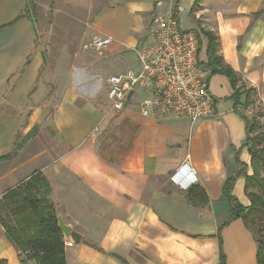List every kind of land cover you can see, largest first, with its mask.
Returning <instances> with one entry per match:
<instances>
[{"label": "crops", "instance_id": "1", "mask_svg": "<svg viewBox=\"0 0 264 264\" xmlns=\"http://www.w3.org/2000/svg\"><path fill=\"white\" fill-rule=\"evenodd\" d=\"M28 2L0 0V155L33 132L0 162V198L34 172L46 178L57 217L79 236L73 243L62 235L65 264H218L220 227L225 264H256L253 233L241 219L226 223L230 203L221 189L239 163L252 172L239 114L260 110L264 129V0H199L192 10L194 0H178L195 20L185 29L212 31L223 63L251 94L249 110L237 114L228 78L211 75L216 112L196 121L141 115L138 103L149 96L142 91L116 112L106 96V78L130 68L120 65L124 54L174 0L54 13L73 21L56 31L39 29L35 13L17 18ZM98 36L112 38L101 52L89 46ZM202 48L205 63L203 39ZM177 171L183 183L171 178ZM244 182L236 176L231 194L246 206ZM196 187L206 199L193 203ZM0 259L21 264L1 223Z\"/></svg>", "mask_w": 264, "mask_h": 264}, {"label": "trees", "instance_id": "2", "mask_svg": "<svg viewBox=\"0 0 264 264\" xmlns=\"http://www.w3.org/2000/svg\"><path fill=\"white\" fill-rule=\"evenodd\" d=\"M177 2L178 0H174L175 5ZM198 2L199 0H194L191 10ZM34 8L33 3L28 2L23 13L17 18L29 17L31 13L34 14ZM201 31L206 37L204 66L210 69L211 75L222 74L228 78L233 89L229 98L233 101V111L239 114L240 107L244 108L251 103L250 91L238 84L239 79L235 72L223 63L222 57L218 54L217 36L209 30L201 29ZM239 115L245 123L246 138L243 147H247L250 154L252 172L248 175L246 165L239 163L240 169L224 181L221 197L230 203L229 218L226 223L234 219L242 220L245 227L252 231L257 244L256 264H264V179L260 177V171L264 168V145L258 149L264 140V132L260 131L261 125L253 117ZM32 133L29 132L15 145L12 152L0 155V162L11 157ZM239 175H243L245 180L244 191L249 200L246 206L231 194L234 180ZM251 188H256L258 193L250 191ZM49 194L50 185L46 178L40 172H34L0 198V223L5 229L7 238L18 251L21 264H26L30 260L35 264H65L64 242ZM188 198L193 203L206 199L203 190L199 187L192 189ZM219 231L218 264H225ZM0 264H5V260L0 259Z\"/></svg>", "mask_w": 264, "mask_h": 264}, {"label": "built area", "instance_id": "3", "mask_svg": "<svg viewBox=\"0 0 264 264\" xmlns=\"http://www.w3.org/2000/svg\"><path fill=\"white\" fill-rule=\"evenodd\" d=\"M183 11V6L177 3L163 14H154L145 38L134 49L138 68H127L123 73L106 78L110 110H122L138 91H142L149 95L138 103L143 116H172L196 121L215 115V100L209 91L211 71L200 59V32L180 25L178 13ZM111 41L110 36H98L89 46L101 52ZM176 175H181L180 171L171 178L183 183Z\"/></svg>", "mask_w": 264, "mask_h": 264}, {"label": "rangeland", "instance_id": "4", "mask_svg": "<svg viewBox=\"0 0 264 264\" xmlns=\"http://www.w3.org/2000/svg\"><path fill=\"white\" fill-rule=\"evenodd\" d=\"M122 1H124V0H79L78 2H74L72 4H64V3L59 2V0H34V3H33V5L35 6L34 17L36 19V22L38 21V28L39 29L46 27L45 29L49 30V29L54 28L56 31V29H58L62 25L73 26V21L72 20H59L56 17H54V13L59 14V12H69L70 11V12H74L80 16H83L87 12L94 14V13H96V11H99L103 7L115 6L117 4V2H122ZM164 8H165V6H164ZM164 8H163V10H164ZM163 10H162V12H163ZM162 12H159V13H162ZM179 15H180V22H181L182 27L191 28L192 26H194L195 20L193 19V17L190 15L189 12L185 11ZM77 22L78 21H74V23H77ZM201 29H204V28H201ZM204 30H206V29H204ZM199 32H200V36H201V41H202V39L206 40V37L202 33V31H199ZM55 34H56V32H55ZM54 38H55V40H58L57 36H55ZM54 45L56 47L57 43H55ZM203 46H204V44H203ZM55 47L53 46L54 52L56 49ZM51 53L56 55V53H53V52H51ZM124 55H125V58L122 59L123 62H120V65H122L123 67L125 65H129L130 68L136 69L138 67V62H137V57H136L135 51L134 50L128 51ZM200 58H202V59L204 58L203 48H202L201 53H200ZM245 108L247 109L248 107L246 106ZM247 110H249V109H247ZM260 112H261L260 110H256V111L254 110L253 113H255V116L253 117V115H250L249 118L253 117L256 121H258L260 123V120H259ZM260 131L264 132L262 125H261ZM262 145H264V140L262 141L260 146H258V149H260ZM263 155H264V152H263ZM260 177L264 179V168H262L260 171ZM250 191H254V192L258 193L256 188H251ZM263 234H264V232H263Z\"/></svg>", "mask_w": 264, "mask_h": 264}, {"label": "water", "instance_id": "5", "mask_svg": "<svg viewBox=\"0 0 264 264\" xmlns=\"http://www.w3.org/2000/svg\"><path fill=\"white\" fill-rule=\"evenodd\" d=\"M130 94L131 91L129 92L128 97L130 96ZM57 223L62 235H64L65 237L69 236L73 243H76L78 241L79 236L76 233H70L71 228L65 225L60 219V217H57Z\"/></svg>", "mask_w": 264, "mask_h": 264}]
</instances>
